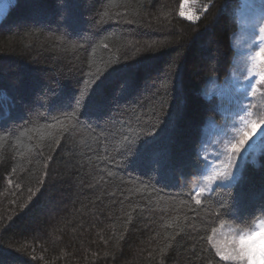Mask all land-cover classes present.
Returning <instances> with one entry per match:
<instances>
[{"label": "trees", "instance_id": "16d2710c", "mask_svg": "<svg viewBox=\"0 0 264 264\" xmlns=\"http://www.w3.org/2000/svg\"><path fill=\"white\" fill-rule=\"evenodd\" d=\"M12 0L0 19V264H230L264 221V132L198 200L240 0Z\"/></svg>", "mask_w": 264, "mask_h": 264}, {"label": "rangeland", "instance_id": "374dc122", "mask_svg": "<svg viewBox=\"0 0 264 264\" xmlns=\"http://www.w3.org/2000/svg\"><path fill=\"white\" fill-rule=\"evenodd\" d=\"M199 0H183L181 15L195 20ZM12 0H0V19ZM239 28L233 39L236 57L226 78L212 94L220 118L208 127L202 179L195 189L198 200L216 185L232 184L247 158L260 150L264 132V0H240L236 5ZM261 146V147H260ZM218 256L230 264H264V221L241 230L220 225L211 236Z\"/></svg>", "mask_w": 264, "mask_h": 264}]
</instances>
